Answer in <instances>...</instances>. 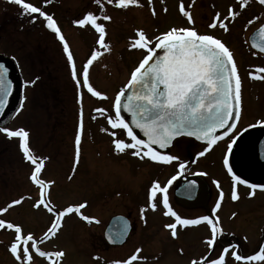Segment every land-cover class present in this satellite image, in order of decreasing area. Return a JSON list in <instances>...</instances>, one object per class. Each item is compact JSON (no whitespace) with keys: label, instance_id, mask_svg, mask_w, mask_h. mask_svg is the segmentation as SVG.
I'll return each instance as SVG.
<instances>
[{"label":"rangeland","instance_id":"obj_1","mask_svg":"<svg viewBox=\"0 0 264 264\" xmlns=\"http://www.w3.org/2000/svg\"><path fill=\"white\" fill-rule=\"evenodd\" d=\"M172 1L174 3H171ZM176 1L178 0H170V3L163 5L159 12V0H151V2L144 0L143 4L139 6L132 4L128 8L117 7L115 1L113 4H108L107 0H102V6L97 5L95 0H52L47 4L44 3V0H26V2L41 7L43 11L58 20L63 33L75 34L70 39L75 41L76 50L81 46V42L94 38V31H91L92 28L89 25L87 30L78 32L79 27L74 24V21L81 19L88 12L101 17L98 23L105 24L106 37L112 40L109 46L113 47L99 56V64L89 74V77L91 81L100 85V92L105 95L108 91L104 86L110 85L111 81L105 79V76L110 75L116 83V91L122 87V83L127 81L129 70L136 65L142 55L132 46L136 39L133 27L140 26L147 38L153 42L150 47L155 46V37L164 32L166 27L180 21L177 16L179 6L175 5ZM153 9L155 14H153ZM22 12V8L11 0H0V53L10 60L16 71L18 82L22 85V90L26 95L24 106L19 113L16 114L15 108L12 109L1 122L0 128L5 126L11 130L23 128L28 133L30 132L29 148L32 147L35 150L36 157L53 165L54 169L49 176L53 178L52 182L56 187L53 190L51 186L48 187L51 193H54L55 201L48 200V202L54 211L51 212L52 215H48L44 211L46 208L43 205L39 208L34 206L40 199L41 189L38 185L34 190L28 182L27 175L31 166L20 147V138H9L0 132V208L8 209L6 212H2L4 215H0V219L21 226L24 235L31 233L39 240L44 237L45 232L54 221L56 213L67 208L66 205L76 206L81 201L88 200V208L85 211L95 215L99 212L100 220L106 222L113 212L131 209L136 221H140L139 225H142L144 220L148 222V225L144 231L138 230L137 233H134L133 238L124 247L108 251L101 250L97 239H100L99 237L102 235L104 224L97 226L93 224V221H86L83 224L71 216V213H68L61 218V227L57 234L44 239L38 245L42 251L49 253L62 251L63 257L57 258L54 255L40 257L33 251V260L30 264H43V261L47 264H108V258L120 259L118 262L123 264L133 249L131 246L137 244L144 247L142 255L144 261H137L135 264H190L194 258L197 259L202 254L201 251L204 248L202 236L205 233L188 230L177 236L178 239L175 240V237L171 236L163 226L158 212L152 210L150 206L142 207L145 211L138 213V205L145 204L143 199L147 191L146 185L151 180L149 172H155L156 168L134 164V161H139L125 159L119 152L112 154L106 133L102 132V129H105L104 122H100L99 134L87 139L82 159H79L78 163L75 158L72 159L71 152L75 150L76 145V128L73 126V122L74 125L79 124L77 120H74L77 113L75 102L79 94L87 100L90 99L82 93L81 88L79 90V86L71 92L69 87L72 85L73 76L66 72L61 56L52 48H48L47 42L51 43L54 48L52 39L55 37L53 32L48 35L50 31L44 26L45 20L35 14L37 18L35 22H32V16L24 15ZM104 15L109 16L110 20H103ZM252 15L253 10L251 9L236 16L235 19H232L235 21L233 22L234 26H228V31L221 28L217 32L214 31V28H210L214 29L212 31L216 34L229 37V41L236 45L237 38L243 39V33L251 34L262 24L264 11H260L255 17ZM250 20L253 21L251 24H249ZM158 22L162 25L157 24ZM226 42L228 43V40ZM86 46L84 44L79 51L91 47ZM76 64L79 65L78 61ZM107 70H110L111 74ZM82 72L83 69H79V76H82ZM41 74H43L42 78ZM49 74L58 77L54 83L59 84V87L63 88L67 85L63 92L64 100L68 114L72 117L71 121L66 119L63 123L57 122V127H52L51 130L49 116L52 113L47 109L46 88L44 89V82L46 77L49 78ZM33 80H35L34 84L29 83ZM49 83V87L53 86L50 79ZM113 92L109 91L110 94ZM90 101L97 105L96 108H106V99L96 98ZM188 139L190 138L177 139L172 149L179 151ZM191 147L196 156L188 165H221L223 149L215 147L210 149V155L204 159L200 158L198 154L204 149L197 142L192 143ZM48 155L50 159L46 157ZM181 158L189 157L185 154ZM43 177L39 176V179L46 181ZM14 198L23 199L18 207H8ZM262 199L261 196L254 200L243 198L236 204L235 208L247 215L251 224L246 221L242 222L238 225L237 230L235 229L238 234L234 235L230 233L232 229L229 226L226 229L228 242H230V238H234V241L238 240L236 244L251 247L254 246L253 242L255 241V250L261 245L260 241L264 237ZM206 202L204 200V203L199 206V210L205 212ZM256 202H258V207ZM246 210L254 211V213L245 214ZM15 235L13 229L0 228V264H19L10 251V245L14 242ZM224 241L228 243L226 240ZM29 247L31 250V245ZM97 258L99 260H96ZM114 262L110 264H114ZM255 264H264V261H255Z\"/></svg>","mask_w":264,"mask_h":264},{"label":"snow or ice","instance_id":"obj_2","mask_svg":"<svg viewBox=\"0 0 264 264\" xmlns=\"http://www.w3.org/2000/svg\"><path fill=\"white\" fill-rule=\"evenodd\" d=\"M11 2L22 8V14L32 16V22H35L37 18L34 14H38L39 17H42L46 21V27L57 34L59 40L63 43V50L67 53V59L72 65L73 79L79 86L81 79L77 78L72 53L53 16L43 11L41 7L26 2V0H11ZM51 2L52 0H44L45 4ZM248 2L249 0H242L241 7ZM95 3L102 6V0H95ZM107 3L113 4L114 0H107ZM137 3L138 0H115L116 6L122 8H127L129 5ZM259 3L264 5V0H259ZM180 10L188 18L190 24L194 23L190 13L184 10L182 3ZM153 14H155L154 9ZM237 15L238 13L230 8L228 16L224 17V20H228L229 18L235 19ZM218 18L219 14H217V17L214 18L209 26L215 28ZM100 19L101 17L88 12L83 18L75 20L74 24L79 26L91 25L99 34L97 44L105 51H108L110 49L109 45L105 43V25L98 23ZM102 19L110 20V17L104 15ZM252 22L250 20L249 24ZM220 27L228 31V26L223 21L220 22ZM257 37L258 39L253 42L252 47L264 53V25L259 28ZM152 43L143 30H138V39H136L132 46L146 49L147 55L140 62L139 66L132 71L126 87L115 95L112 105L114 114L109 115L107 110L103 108H96L94 110L99 115L105 117L107 124L112 130L102 129V131H108L113 137V144L117 152L123 153L131 149L132 155L140 159L147 157L152 161L165 164L179 161V157L175 155L162 154L157 151L154 145H158L162 149L167 148L171 145L174 138L184 135L194 136L207 143L204 151L199 153V155L203 156L221 138L215 134L216 129H225L224 134L227 135L229 130L236 128V124L230 121H238L240 119L241 79L238 75L233 53L220 39L213 35L200 34L194 27H173L155 37L154 48L150 47ZM156 49L163 50L164 54L159 56L156 53ZM99 54V51L96 50L91 53L90 58L84 66L82 80L83 84L87 86L89 93L95 97L107 99L105 94L95 90L89 83L88 65H91ZM259 71L264 72V68H260ZM6 73L7 69L3 64H0V114L3 113L11 91V82L6 80ZM251 75L252 73H250ZM259 78L264 79V77ZM29 83L34 84L35 80ZM127 90H131V95L127 94ZM22 107L23 104L21 103ZM124 111L130 114V121L126 120L124 115H122ZM95 118L94 116L93 119ZM133 126L140 129L147 139L138 137L137 133L133 130ZM79 127L82 131V108L80 111ZM115 130L123 131L130 142H127L125 139L116 138L117 131ZM0 132L6 134L9 138H20V147L25 159L34 165L31 180L38 183L41 189L40 199L34 206L39 208L43 205L49 212L54 211L50 206V202H48L47 193L44 191L47 186L54 182H46L39 179V173L43 168V160H39L31 152L28 142L29 133L23 128L11 130L7 126L0 128ZM238 137L239 133L230 139L227 145L228 154L232 153L233 145L237 143ZM80 143L81 135L78 133L75 138L77 163L80 156ZM223 163L227 166V171L232 174L234 181L247 185L253 190L250 195L254 194L257 188L264 189V185L250 184L248 180L242 179L241 176L235 174L227 155ZM185 167L183 162L179 163L180 170H184ZM175 179L176 177L173 176L168 181V184H171ZM192 183L193 185L195 184L194 181ZM191 186L187 187L190 188ZM217 186L219 187L218 183ZM157 191L163 194L162 204L167 209L164 214L175 218L174 223L165 225L166 228L171 230L173 237L177 235V225L190 226L206 222L210 226L211 232V237L206 242L210 248L215 244L217 236L222 233V229L218 225V217L213 218L209 215H204L197 219H182L169 205L167 188L161 187L158 182L153 183L150 192L149 206L152 210H156L157 208L155 202ZM220 196L223 198V192L220 193ZM231 198L233 200L238 199L235 189L231 193ZM22 199L13 200L8 207L20 204ZM85 206L86 202L76 206H69L63 211L57 212L54 221L47 229V232H45L44 237H41L39 240L31 233L24 235L21 226L0 219V228L13 229L16 233L14 242L10 245V251L14 258L19 264H30L33 260V251L40 257H51L53 255L57 258L63 257L64 253L62 251L49 253L42 251L38 245L44 239L51 238L57 234L58 229L61 227L62 217L74 211L79 212ZM215 207L219 208V203ZM7 210V208H0V213ZM144 211L145 209L142 208L141 213ZM81 218L87 222H92L94 219L82 214ZM96 222L99 223L98 220ZM126 229L127 226L118 229L114 233V238L122 236ZM29 245H31V250ZM140 251V249H137L136 254H133L123 264H132L133 261L144 259L143 257H138ZM228 251V248L223 249L224 254H227ZM232 255L237 261H264V247L260 248L256 254L247 257L237 254L235 251H233ZM114 264H120V262L117 261ZM190 264H200V262L192 260ZM205 264H207V259H205ZM210 264H225V255L222 254L217 259H211Z\"/></svg>","mask_w":264,"mask_h":264},{"label":"flooded vegetation","instance_id":"obj_3","mask_svg":"<svg viewBox=\"0 0 264 264\" xmlns=\"http://www.w3.org/2000/svg\"><path fill=\"white\" fill-rule=\"evenodd\" d=\"M159 1H160V6L158 7L159 12L163 5L165 6L166 3H170V0H166V1L159 0ZM143 3H144V0H138L137 5L139 6ZM171 3H174V1H172ZM181 3L184 6V10L190 13L194 23L190 24L188 21V18L181 12L180 10ZM241 3H242V0H178L176 1L175 5L178 4L179 6L177 16L180 21H177L175 25H171L169 27L165 26L166 30L164 31L166 32L173 27H176V28L194 27L195 30L200 34H209V35H213L214 37L220 39L221 42L224 43L229 48V50L233 53V56H234V59L237 65L238 75L241 79V102L239 106L240 119L235 122L236 124L235 129L229 130L227 135L223 134L219 136L221 138L217 140L210 148L212 149L215 147L218 149L220 148L223 149L222 156H221V165H188L192 159H195V156H196L193 154L195 152L192 150L191 145L192 143L195 144V142L197 141L193 139H188L187 143L181 146L182 148L180 147L181 149H179V151L178 149L177 150L172 149V147H174L173 145L175 142L167 150L159 151L162 154H171V155H175L179 157V161H173L170 164L155 162L147 157H145L144 159H140L132 155L131 149H128L123 153H120L121 155L125 157V159L126 158L129 160L135 159L140 162L139 163V162L134 161L133 162L134 164L138 163L141 165H146V166H151L153 168H156L155 172H149L150 173L149 176L151 180L149 184L146 185L147 191L143 199V201H145V204L138 205L139 206L138 213L141 212L142 207L144 208L149 207V203H150L149 197H150L152 185L154 182H158L161 187L167 188V196L169 199V205L172 208V210L175 211L182 219H197L200 216H204V215H209L210 217H213V218L215 217L219 218L218 225L222 229V233L217 236L215 244L211 248L206 242L211 237L210 226L206 222H201L199 225H190V226L177 225V228H176L177 235L175 236V240L178 239L177 236L183 234L184 232H187L188 230L194 231V232L199 231V232H202L203 234L205 233V235L202 236V238L204 239L203 241L204 248L201 251L202 254L199 255L197 259L194 258V260L199 261L200 264H205V259H207V264H209V261H211V259H217L222 254L225 255V264H255V261H246V260L237 261L235 257L232 255L233 251H235L237 254H242L243 256L247 257L250 255L256 254L257 250L264 247V237L262 241H260L261 245L258 246V248L255 250L254 239H253L254 246H251V247L242 246L241 244H236L238 240L234 241V238H230V242H228V234L226 233V229L229 226L232 229L230 233L234 235V234H238L236 233L237 231H235V229L237 230L238 225L241 224L242 222L246 221L251 224L250 219L247 217V215H244V213H242L240 210H237L235 208L236 204L239 203L243 198H246L248 200H254L256 197L261 196L263 197L262 205L264 206V189L257 188L254 191V194L250 195V193H252L253 190L249 188L247 185L239 184L236 181H234L232 174L227 171V166L224 165L223 163L225 156L227 155L229 159V163L231 164L233 168V172L235 174L241 176L242 179L248 180L250 184L254 183L258 185H264V178L256 176L254 173L250 172L247 168H242L241 165H239L237 160L234 158L233 151L231 154H228L227 152V145L230 142V139L233 136H235L237 133H239V137L237 139V143L233 145V150L238 146L240 140L245 134L252 132V131H264V79L259 78V77H264V72L259 71L260 68H264V53H261L260 51L251 47V45L249 44L250 34L245 35L243 33V39L237 38V44L234 45L231 41H229V37H224L221 34L214 33V31L218 32L221 30L222 28L220 27L221 21L227 24V26H234L233 22L235 21L232 20L231 18H229L228 20H224V17L228 16V12L230 8L234 12L238 13L237 16H240L244 11L251 10V9L253 10V15H252L253 17H255V15H257L260 11H264V5H261L259 3V0H249V2L245 4L243 7H241ZM217 14H219V18L216 20L217 26L214 28L215 29L214 30V29H211L209 25L213 22L214 18L217 17ZM54 20L56 21L58 27L60 28L61 34L64 36L65 41L69 45V50L72 53L73 60L75 63V68H76L77 75H78L77 78L81 79L79 90L81 88V91L83 94H86V96L90 100L91 99L95 100L98 97L93 96L91 93L87 91V86L83 84L82 76H79V69H84L85 64L87 63L88 59L91 56V53L94 50L99 51L100 54L92 62L91 65H88V70L89 69L91 70V71L89 70V74L92 73L94 68H96L97 65L99 64V59H100L99 56L105 51L103 48H101L97 44V41L99 39V34L91 26L92 28V29L90 28L91 31L92 30L94 31L93 33L94 38L88 41L81 42V46L79 47L78 50H76L75 41L71 40L75 36V34L67 35L66 33H63L61 29V24L59 23V21L56 20L55 18ZM263 22L264 20L262 21V23ZM157 24L162 25L159 22ZM44 26H45V23H44ZM87 26L89 25H85V26L78 25L79 27L78 32L86 29ZM47 30L50 31L48 35L52 34L53 31L49 29ZM132 30L134 31V35L136 39H138V30H142L141 27L134 26ZM53 36L55 37L54 39H52L54 42V48L52 44L48 42H47V46L48 48H52L53 50H55V52L61 56L63 65L64 67H66V72H68L69 75H72V72L68 70V69L71 70L72 65L67 59V53H65L63 50V43L59 40L56 33H54ZM227 40H228V43L226 42ZM111 41L112 40L110 38L105 36V43L109 45ZM83 43L91 47L87 48L86 50L79 51L84 45ZM128 44L131 45L130 42H128ZM111 47L113 46H109V48ZM134 48H136L138 52L142 53V55L140 59L138 60V62L136 63V65L132 66L131 69L129 70L127 81L122 83L121 88L115 91L116 83L113 81L110 75L105 76V79L111 80L109 82L110 85L104 86L108 91V93L106 94V96L108 95V97L106 99L107 105L105 109L107 110L109 115L114 114L112 105H113V100L115 98V95L121 89L125 88V86L129 82L132 71L137 66H139L140 62L147 55L146 49L139 48V47H134ZM77 61L79 63L78 66L76 64ZM12 68H13L14 75L16 78L17 90H16V95H15L11 110L15 108V110L17 111L16 114H18L21 109V103L24 106L26 95L24 91L22 90V85H20L18 82L16 71L14 70L13 65H12ZM107 71L111 74L110 70H107ZM250 73H252L251 76H250ZM40 76L42 78L43 74H41ZM48 76L49 78L46 77L45 82L44 81L43 82L45 84L44 89L46 88L45 93H46L47 109L50 111V113H52V115L49 116V121L51 122V125H50V130H51L52 127L53 128L57 127V122L63 123V121L64 120L66 121V119L71 121L72 117H70V115L68 114V110L66 109V101L64 100L63 92H64V89L67 88V85L65 84L66 86L63 88L62 86L59 87L58 86L59 84L54 83L58 77L51 76L50 74ZM36 78H38V76H36ZM49 79L51 82H53V86L51 87H49L50 85ZM106 82L108 83V81ZM89 83L95 90L100 92L101 90L100 85L97 84V82L91 81L90 77H89ZM71 84L72 85H70L69 88L71 89V92H73L75 90L74 88L77 87L78 85L76 84V81L74 79ZM109 91H114V92L113 94H110ZM90 100H87L84 97H81L79 94L75 102V104H77V107H76L77 113L75 115L76 117H74V120L75 121L77 120L78 123L80 122L81 108L83 109V129L82 131L80 130L79 124L74 125V122H73V126H75L76 128V136L78 133L81 135V143L79 146L80 147V156H79L80 160L82 159L85 153L84 147L87 143V139L89 137H96L99 134L100 122H104L105 129L112 131L110 129V126L107 124L105 117L99 115L98 113L94 111L97 105H94ZM45 116H47V114ZM94 116L96 117L95 119H93ZM115 131H117L116 138L125 139L127 142H130L129 138L126 137L123 131H120V130H115ZM105 133H106L107 142L109 143V146H110L111 153L114 154V152H117V151L115 150V147L113 144V137L109 134L108 131H105ZM29 139H31L30 132H29ZM197 143L203 149L207 147V144H203L200 142H197ZM210 149H208V152H205L203 156L199 155L200 158L205 159L208 155H210L209 154ZM30 150L35 155V152H34L35 150L32 149V147L30 148ZM199 153L200 151L198 152V154ZM185 154H187L189 158H181V156ZM49 155L51 156V153ZM49 155L46 157L50 159ZM71 156H72V159L75 158V161H76V145H75V150L71 152ZM39 160H43V168L41 172L39 173V176L43 177V174L45 172V176L43 177V179H45L46 182H49V181L52 182L53 178H51L49 175L52 169H54L52 168L53 165L46 160L44 161V159H39ZM180 162H183L185 164L186 167L184 170L179 169ZM29 165L31 166V168L27 175V179L30 185L35 190L39 184L31 180V173L34 170V165H32L30 162H29ZM173 176H175L176 179L173 180L171 184H168V181ZM193 181L195 182L194 185L192 183ZM217 183L219 184V187L217 186ZM189 185H192V186L189 188L187 187ZM50 186L52 190L54 189V187H56L55 185H53V183H51L49 187ZM49 187L47 186L45 190L48 196V200L55 201L53 199L54 193L53 194L51 193V191L49 190ZM233 189H235V191L238 194L237 200H233L231 198V193ZM221 192H223V198H221L220 196ZM162 196L163 194L157 191V196L155 198L157 208L155 212H158V214L160 215L163 221V226L165 227V225L167 224L174 223L175 218L172 217L171 215L164 214L167 211V209L163 207ZM13 200H18V198L16 199L14 198ZM204 200L207 201L206 205H204L205 212L203 210H199V206L204 203ZM85 202H86V206L80 209L79 212H75V211L72 212L71 216H74L76 219L80 220L83 224H85L86 221L81 218V214L94 218L92 220L94 225L100 226L104 224L102 235L101 237H99L100 239H97L98 245L103 251H108V250L124 247L127 244V242L133 238L132 235H134V233H137L138 230L144 231L147 228L148 222L144 220L142 221L143 223H141L142 225H139L140 221L139 222L136 221V219L134 218L135 216L133 215V212H131L132 211L131 209L113 212L109 216L108 221L106 222V221L100 220V216L98 214L99 212H97V214L95 215V214H91L88 211H85L86 208H88L89 201L84 200L79 203L81 204ZM217 203H219L220 205L219 208L215 207ZM256 203H257L256 206L258 207V202ZM12 206L18 207L19 204L12 205ZM68 206L69 205H66L65 207H68ZM44 211H46L48 215H52V213L49 212L47 209H44ZM246 213L250 215L251 213H254V211L246 210L245 214ZM0 215L3 216L4 214L0 213ZM116 215H122L126 217L127 219H129L130 221L129 234L125 242L120 245L109 244L105 239L106 225L110 221L111 217L116 216ZM97 220L98 221L100 220V223H97L96 222ZM197 229H201V230H197ZM166 230H168V232L171 234L170 229L166 228ZM224 240H226L228 243H226ZM131 247L133 249L129 253V256L127 257L126 260H128L133 254H136L134 253V251H137V249L141 250L138 253V257H142L143 251H144L143 249L144 247L142 245L137 244ZM224 248L229 249L227 254L223 253ZM202 255H203V258H201ZM96 260H99V259L97 258ZM107 261H108V264H110L111 262H114V261L116 262L120 261V259L108 258ZM137 261H144V259H138ZM137 261H133L132 264H135ZM42 263L47 264L45 261H43Z\"/></svg>","mask_w":264,"mask_h":264},{"label":"water","instance_id":"obj_4","mask_svg":"<svg viewBox=\"0 0 264 264\" xmlns=\"http://www.w3.org/2000/svg\"><path fill=\"white\" fill-rule=\"evenodd\" d=\"M262 25H264V23ZM261 26L255 29L249 37V44L251 45V47H252L253 42L258 39L257 33ZM156 53H158L159 56H162L164 54L163 50H160V49H156ZM0 64H3L5 68L7 69L6 80L11 82V91L7 98V104L3 110V113L0 114V122H1L8 116V114L11 111L14 98L16 95L17 83H16V78H15L14 71H13L10 61L7 59V57H5V55L1 53H0ZM127 94L131 95V90H127ZM122 115H124L126 120H129V121L131 120V116L128 112L124 111L122 112ZM230 122L235 123L236 120H233ZM133 130L137 133L138 137L142 139H147V137L144 136V133L140 129H137L135 128V126H133ZM224 132H225V129L218 128L216 129L215 134L219 136V135L224 134ZM184 136L193 138L197 140L198 142L207 144L205 141L199 140L194 136H187V135H184ZM180 137L174 138L173 142ZM173 142L171 143V145L173 144ZM154 147L157 150H163V151L169 148L167 147V148L162 149V148H159L158 145H154ZM234 157L239 163V165H241L242 168H247L250 172L254 173L256 176L264 178V131H252V132L245 134L240 140L238 146L234 150ZM124 226H127V229L124 232V234L120 236L119 238H114V233L118 229L123 228ZM129 226H130V223L126 217L122 215L113 216L110 219L105 229L106 241L112 245L122 244L126 240L129 234Z\"/></svg>","mask_w":264,"mask_h":264}]
</instances>
